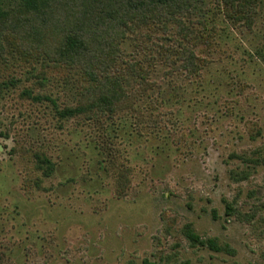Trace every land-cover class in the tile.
Instances as JSON below:
<instances>
[{
    "label": "rangeland",
    "instance_id": "1",
    "mask_svg": "<svg viewBox=\"0 0 264 264\" xmlns=\"http://www.w3.org/2000/svg\"><path fill=\"white\" fill-rule=\"evenodd\" d=\"M207 8L187 18L206 62L200 76H171L174 89L162 49L175 26L129 31L112 71L136 95L112 118H61L77 70L4 38L0 264H264V0L250 30ZM36 151L56 164L51 176Z\"/></svg>",
    "mask_w": 264,
    "mask_h": 264
},
{
    "label": "trees",
    "instance_id": "2",
    "mask_svg": "<svg viewBox=\"0 0 264 264\" xmlns=\"http://www.w3.org/2000/svg\"><path fill=\"white\" fill-rule=\"evenodd\" d=\"M13 1L15 7H0V59L5 54L4 38L13 35L22 52L34 51L30 54L43 57L52 67L75 68L79 96L75 105L56 110L61 118L91 119L107 115L112 118L123 108L133 106L136 90L122 93L118 76L112 71L130 30L155 24L167 34L169 25L175 26L174 36L167 39L162 49L163 61L168 65L164 75L169 77L167 83L174 89L176 80L171 76L178 72H184L186 77L200 76L206 62L196 49V41H191L195 25L187 22L189 16H199L200 11L209 10L207 7H215L217 12L212 21L220 14L230 27L250 30L258 12V0ZM201 40L205 46L211 44V41ZM142 71L149 73L146 68ZM154 85L155 82L146 79L141 83L144 90ZM30 159L43 177L53 174L56 164L43 151L33 152ZM116 175L121 190L125 187L127 172L119 170ZM34 181L39 182L38 178ZM192 240L210 247L215 244L211 238L193 236Z\"/></svg>",
    "mask_w": 264,
    "mask_h": 264
}]
</instances>
